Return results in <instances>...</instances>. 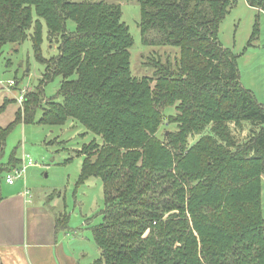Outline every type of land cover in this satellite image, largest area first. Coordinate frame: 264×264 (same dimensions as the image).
I'll return each mask as SVG.
<instances>
[{"label": "trees", "instance_id": "trees-1", "mask_svg": "<svg viewBox=\"0 0 264 264\" xmlns=\"http://www.w3.org/2000/svg\"><path fill=\"white\" fill-rule=\"evenodd\" d=\"M245 1L264 14V0ZM236 2L138 0L142 44L177 47L179 62L136 78L134 39L119 3L0 0V53L30 36L44 65L13 121L0 127V153L20 123L72 118L95 135L76 150L82 155L76 187L99 178L103 191L102 218L89 227L99 256L89 264H264V105L242 85L238 55L218 38ZM44 25L47 38L59 42L50 57L41 49ZM257 32L256 17L249 40ZM56 76L59 88L46 98ZM168 106L177 109L167 116L177 128L162 139ZM15 153L0 163V174L17 166ZM53 197L46 205L56 232L75 231Z\"/></svg>", "mask_w": 264, "mask_h": 264}, {"label": "rangeland", "instance_id": "rangeland-1", "mask_svg": "<svg viewBox=\"0 0 264 264\" xmlns=\"http://www.w3.org/2000/svg\"><path fill=\"white\" fill-rule=\"evenodd\" d=\"M104 1L120 4L121 20L128 25L133 36L134 43L129 51L130 68L134 77L152 76L157 66L161 64L169 65L171 69L177 67L179 62L177 47L142 44L138 27L140 19L138 0ZM256 17L258 32L252 40H249ZM66 24L68 29H75L74 21L69 19ZM218 38L224 47L230 48L234 54L238 55L237 62L242 85L253 91L256 99L264 105V14L259 9L249 7L245 0H237L222 20ZM56 40L47 38V29L44 25L41 44L44 57L58 53ZM43 69L44 65L33 55L30 36L20 43L10 42L3 46L0 53V76L12 79L16 76L19 79L18 87L13 91L15 96L21 89H34ZM60 82L61 76H56L47 83L46 98L55 95ZM18 107L17 102L9 106V109L5 107L6 111L0 116L2 122L8 124L13 121V112ZM162 112L164 123L158 130V136L163 139L164 133L177 128L175 123L167 121V116L175 115L177 109L175 106H168ZM40 113L41 111H38V115ZM94 136L72 118L61 125L17 124L7 136L5 151L7 153L16 146L18 153H21L25 145L23 154H28L34 164L26 169L23 177L17 182L25 180L26 187L32 190L31 194H34L37 202H46L47 197L54 194L51 204L56 212L64 211L69 215L70 227L84 228L79 231V234L87 236L90 240L89 244H85L89 256L93 254L94 257H98L99 253L91 240L89 227L91 228L102 218L101 209L104 207L102 183L99 178H90L78 187L75 185L82 161V155H78L76 150L90 142ZM3 179L2 176L0 180L3 181ZM261 208L264 218V175L262 176ZM147 233L148 230H145L143 235Z\"/></svg>", "mask_w": 264, "mask_h": 264}, {"label": "crops", "instance_id": "crops-1", "mask_svg": "<svg viewBox=\"0 0 264 264\" xmlns=\"http://www.w3.org/2000/svg\"><path fill=\"white\" fill-rule=\"evenodd\" d=\"M9 79L12 78L0 76V106L5 99H9L10 102L6 106L8 109L17 102V96L13 93L15 88H7L4 84ZM17 104L20 106V103ZM17 109L13 112V119ZM5 111L4 109L0 112V116ZM3 124L5 123L0 117V127L7 125ZM6 143L7 138L0 153V163H7L12 151L16 150L14 158L19 161L16 165L22 164L26 155L23 154L25 145L21 153H18L16 146L6 153ZM32 166H27L26 169ZM4 174L5 172H2L0 178L4 177ZM17 181L18 179L13 184H8L4 179L0 180V264L91 263L96 257L93 254L89 256L85 246L89 244V238L79 234L83 228L76 229L71 226L75 231L56 232L54 215L46 202L35 200L34 194H31L32 190L26 187L25 180Z\"/></svg>", "mask_w": 264, "mask_h": 264}, {"label": "built area", "instance_id": "built-area-1", "mask_svg": "<svg viewBox=\"0 0 264 264\" xmlns=\"http://www.w3.org/2000/svg\"><path fill=\"white\" fill-rule=\"evenodd\" d=\"M16 85L17 83H15V80L13 79L7 80L5 84L7 88L10 87L12 88ZM25 93H26V89H21L20 93L16 97V100L18 103H20V105L24 100ZM23 159L25 161H23L22 164L12 167L9 171L5 173L4 180L6 183L13 184L16 179L22 178L26 167L34 164L33 160L30 158L28 154L24 155Z\"/></svg>", "mask_w": 264, "mask_h": 264}]
</instances>
